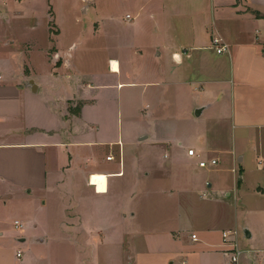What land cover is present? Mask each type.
Segmentation results:
<instances>
[{
  "label": "crops",
  "instance_id": "0c3cea01",
  "mask_svg": "<svg viewBox=\"0 0 264 264\" xmlns=\"http://www.w3.org/2000/svg\"><path fill=\"white\" fill-rule=\"evenodd\" d=\"M86 1L88 10L95 0ZM135 6L139 20L126 15L135 22L128 53L98 23L91 38L101 45L92 49L100 47L102 60L64 56L50 23V48L36 56L26 43L16 70L0 63V264H228L223 234L230 228L219 203L231 195L219 176L226 170L214 177V190L208 184L210 194L209 177L193 167L220 149L241 204L252 174L264 194V0ZM214 39L227 46L216 59L209 57ZM13 44L0 33V46ZM193 85L198 121H189L186 136L173 107ZM245 145L258 166L247 164L239 180ZM94 175L106 181L93 183ZM240 213L252 241V231H264V215L236 211L237 220Z\"/></svg>",
  "mask_w": 264,
  "mask_h": 264
},
{
  "label": "rangeland",
  "instance_id": "374dc122",
  "mask_svg": "<svg viewBox=\"0 0 264 264\" xmlns=\"http://www.w3.org/2000/svg\"><path fill=\"white\" fill-rule=\"evenodd\" d=\"M117 1L112 2V5H109V0H95L94 4L87 10V6L90 5V2L86 0H0V33L4 34L5 37L14 42V44L8 48L0 46V63L7 59L10 64L12 63L13 68L16 70L21 62L23 46L26 43H33V53H36L34 55L37 56L42 54L44 50H47L52 46V41H50L51 32H57L56 30L59 31L58 47L62 55L67 56V54L80 55L81 53H88L90 59L94 58V62H96L97 59L102 60L101 50L99 49L100 47L98 48V51L92 49L94 46L101 45L100 40L95 41L91 38L93 36L91 26L98 30V23L109 32L111 40L114 42L113 45H121L126 49V47H129L134 40L135 31L133 27L136 22L138 9L135 6V0ZM117 3L118 5L115 6ZM113 5L115 6L114 9L112 8ZM127 14L131 15L132 18L136 17L134 18L135 22L134 20L128 21L126 18ZM111 17L114 20L109 19ZM112 21H114L115 26L112 25ZM50 23L53 25L51 26L53 28L51 29V32ZM85 37L91 38L89 42L84 39ZM98 37L101 39L100 36ZM73 44H75V46ZM120 49H115L116 55L119 54ZM52 51L53 49L50 50V52ZM128 52L129 51L127 50L126 53ZM209 53V57L211 56L214 59L219 57L217 54L218 52L216 51H211ZM36 56L35 60H37ZM124 57L127 58V62L132 63L133 54ZM224 60L227 63L229 71V61L226 59V56L224 57ZM226 78H228V76ZM193 89L194 85L190 87L188 86L183 99L178 100L177 105L173 107L176 109L173 112L174 119L180 121L178 122L175 120L177 122L178 131L180 134L186 136L191 135L188 130V127H191L189 121L191 119L198 121L194 118V106L197 103V97L199 95L198 93H194ZM130 116L135 119V122L131 124L132 130L135 132L142 130L140 122L137 119L139 116L138 112L133 110L131 111ZM127 125L128 124L125 123V130L128 131L129 127H127ZM232 129L233 124L229 123L227 125L229 134ZM215 150L214 153L204 156L201 161L208 162L215 158L220 160L219 165H209L202 170L199 166L193 168L201 175L204 174L209 177L207 186L205 185L209 193L217 186V178L215 179L214 177H217L219 174V169L226 170V174L219 175L222 176L223 182L227 183V186L229 187V189H226V192L231 193L230 197H227L226 195L219 197L221 216L225 221L224 227L227 229L230 228L231 231L237 230L239 232V246L241 249H249L253 251V253L249 255L250 259L247 254L242 255L239 264H264V246H262L264 244V241L262 240L264 238V231H252L256 236L254 240L250 241L244 234V228L247 227L245 223V214L240 213L239 220L236 218V211H253L260 215H264V194L262 191L258 190V187H254L257 183V173L252 174L250 178L246 180V184L243 185L245 187L244 191L248 192L247 196L243 197L242 195V198L245 200L244 205L246 208H244L243 201L241 204V201L237 199V194L234 192L235 190L231 183V178L235 173L233 174L231 171L232 167L227 162V156L224 158V156L220 154V149ZM229 150L230 148L228 151ZM240 152V156H246V162L244 164L236 163L235 165L237 170L236 178L239 180L241 178L240 171L241 169H246L247 164H253L255 168L256 165L258 166V162L254 159L252 149L250 150L245 145V148ZM104 180L106 181V177L103 175H94L92 177L93 183H103ZM210 183L214 184L212 189L208 188V184ZM248 186H250V189L246 188ZM261 187L264 189L263 184ZM18 217L19 216L13 214L11 222L13 223Z\"/></svg>",
  "mask_w": 264,
  "mask_h": 264
},
{
  "label": "built area",
  "instance_id": "2783aa9c",
  "mask_svg": "<svg viewBox=\"0 0 264 264\" xmlns=\"http://www.w3.org/2000/svg\"><path fill=\"white\" fill-rule=\"evenodd\" d=\"M129 17L130 16H127V18H129ZM213 46L216 48V50L219 54L225 52V50L227 48V46L224 45L220 39H214L213 40ZM188 155L192 156V157L195 156V151L193 149L189 150ZM211 164L217 165L218 162L216 160H212ZM199 166L201 168H205L208 166V163L206 161H200ZM237 235H238V232L235 230H233V231L229 230L223 234L224 245H225V247L229 248L230 252H231V256H230V260H229L228 264H239L240 257L242 256V253H243V251L240 249L238 242L236 240ZM230 237H233V240L230 239ZM193 239H196V235L193 236ZM18 256L19 257L21 256L20 252L18 253Z\"/></svg>",
  "mask_w": 264,
  "mask_h": 264
},
{
  "label": "water",
  "instance_id": "95a60500",
  "mask_svg": "<svg viewBox=\"0 0 264 264\" xmlns=\"http://www.w3.org/2000/svg\"><path fill=\"white\" fill-rule=\"evenodd\" d=\"M200 114H201V110H198V111L196 112V115H197V116H200ZM244 234H245V237H246V238H250V237H251V235H250V233L248 232L247 229L244 230Z\"/></svg>",
  "mask_w": 264,
  "mask_h": 264
},
{
  "label": "bare ground",
  "instance_id": "6f19581e",
  "mask_svg": "<svg viewBox=\"0 0 264 264\" xmlns=\"http://www.w3.org/2000/svg\"><path fill=\"white\" fill-rule=\"evenodd\" d=\"M112 66H113L114 71H115V70H118V68H119V67H118V64L115 63V62L112 63Z\"/></svg>",
  "mask_w": 264,
  "mask_h": 264
},
{
  "label": "trees",
  "instance_id": "16d2710c",
  "mask_svg": "<svg viewBox=\"0 0 264 264\" xmlns=\"http://www.w3.org/2000/svg\"><path fill=\"white\" fill-rule=\"evenodd\" d=\"M239 183H241V181H239Z\"/></svg>",
  "mask_w": 264,
  "mask_h": 264
}]
</instances>
